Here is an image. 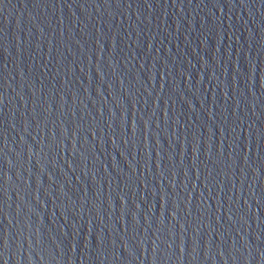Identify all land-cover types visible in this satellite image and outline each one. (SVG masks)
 <instances>
[{"label": "water", "instance_id": "1", "mask_svg": "<svg viewBox=\"0 0 264 264\" xmlns=\"http://www.w3.org/2000/svg\"><path fill=\"white\" fill-rule=\"evenodd\" d=\"M0 264H264V0H0Z\"/></svg>", "mask_w": 264, "mask_h": 264}]
</instances>
